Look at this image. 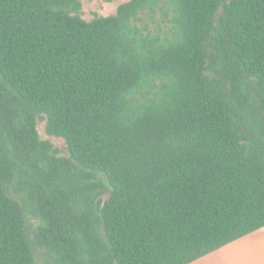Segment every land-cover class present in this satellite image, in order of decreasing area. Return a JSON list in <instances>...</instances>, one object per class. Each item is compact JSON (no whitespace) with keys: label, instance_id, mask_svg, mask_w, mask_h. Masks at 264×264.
<instances>
[{"label":"trees","instance_id":"obj_1","mask_svg":"<svg viewBox=\"0 0 264 264\" xmlns=\"http://www.w3.org/2000/svg\"><path fill=\"white\" fill-rule=\"evenodd\" d=\"M80 8L0 0V264H189L263 227L264 0Z\"/></svg>","mask_w":264,"mask_h":264},{"label":"crops","instance_id":"obj_2","mask_svg":"<svg viewBox=\"0 0 264 264\" xmlns=\"http://www.w3.org/2000/svg\"><path fill=\"white\" fill-rule=\"evenodd\" d=\"M189 264H264V226Z\"/></svg>","mask_w":264,"mask_h":264},{"label":"rangeland","instance_id":"obj_3","mask_svg":"<svg viewBox=\"0 0 264 264\" xmlns=\"http://www.w3.org/2000/svg\"><path fill=\"white\" fill-rule=\"evenodd\" d=\"M81 8L79 14L86 20H91L95 16H108L114 14L118 6L127 0H80ZM40 136L43 139L50 140L63 155L67 154L65 142L62 138L56 136H50L45 131V122L39 121L37 125ZM30 232L37 224V220L30 218L28 221ZM35 264H47V257L45 256V250L38 249L36 252Z\"/></svg>","mask_w":264,"mask_h":264}]
</instances>
